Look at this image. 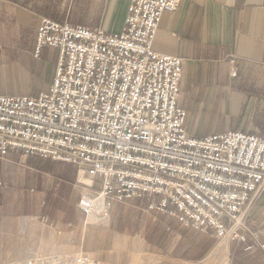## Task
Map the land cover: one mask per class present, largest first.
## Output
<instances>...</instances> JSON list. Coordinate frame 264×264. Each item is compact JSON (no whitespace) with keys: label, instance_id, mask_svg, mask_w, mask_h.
<instances>
[{"label":"built area","instance_id":"2783aa9c","mask_svg":"<svg viewBox=\"0 0 264 264\" xmlns=\"http://www.w3.org/2000/svg\"><path fill=\"white\" fill-rule=\"evenodd\" d=\"M179 6L131 0L117 32L42 16L34 55L58 49L55 77L38 95L0 94V158L15 151L77 167L92 180L80 181L89 192L78 201L88 223L140 202L185 228L264 250L263 231L246 221L264 188V134L189 133L179 104L184 59L153 46L163 15ZM0 264L103 262L80 248Z\"/></svg>","mask_w":264,"mask_h":264},{"label":"crops","instance_id":"0c3cea01","mask_svg":"<svg viewBox=\"0 0 264 264\" xmlns=\"http://www.w3.org/2000/svg\"><path fill=\"white\" fill-rule=\"evenodd\" d=\"M130 1L112 0L113 9L117 11L106 19L110 32L122 29ZM40 19V12L35 6H27V0H0V42L8 43L0 45V55L9 52L18 57L23 51L32 55ZM27 31H34V36L23 49L19 43L26 41ZM153 46L158 52L184 59L179 104L187 111L190 134L202 137L227 130L264 133V0H180L176 11L163 15ZM231 58L237 60L236 77L230 72ZM35 62L39 61L35 59ZM238 121L242 123L239 127L218 125ZM192 123L198 124L192 126ZM199 123H213V132H209L212 126L201 127ZM203 129L208 133L201 134ZM80 180L88 183L81 176ZM261 194L252 201L249 212L256 207ZM121 207V204L113 206L104 230L91 227L85 230L84 249L103 264H122L118 259H129L128 264H213V259H208L213 253H219L223 244L227 245L224 253L230 263L236 250L244 253L262 250L254 247L245 251L241 244L214 242L156 212H151L153 221L146 229L137 226L133 235H128L129 243L124 248L118 247L116 240L114 246L108 248V236L112 234L117 238L119 235L111 228ZM55 221L58 227L65 229L67 223L77 219L63 215ZM253 224L256 222L250 219L249 225L254 229ZM62 234L56 241H67L75 236L73 230ZM66 248L73 247L67 244Z\"/></svg>","mask_w":264,"mask_h":264},{"label":"rangeland","instance_id":"374dc122","mask_svg":"<svg viewBox=\"0 0 264 264\" xmlns=\"http://www.w3.org/2000/svg\"><path fill=\"white\" fill-rule=\"evenodd\" d=\"M27 6H35L41 17L105 27L108 31L110 29H107L106 19L117 11V8L115 11L113 9L112 0H27ZM33 36L34 31H27L26 41L19 43L20 48L24 49L26 45L28 47ZM4 44L8 43L0 42V45ZM2 48L6 49L4 46ZM32 55L26 51L21 52L18 57L9 52L0 55V94L38 95L41 91L48 90L56 72L58 49L46 47L39 57L34 55V51ZM35 59L39 62H35ZM240 123L221 122L218 125L239 127ZM197 124L192 123V126ZM199 125L212 126L209 132H213V123ZM206 132L203 129L201 134ZM81 175L83 174L73 165L38 156H25L20 152L14 151L7 157L0 158V262L22 259L33 253L77 251L84 248L85 230L88 227L104 230L103 226L108 222L100 225L88 223L80 212L78 198L82 193L89 192L88 187L80 183ZM257 199L259 202L256 207L248 211L247 223L250 219L254 220V229L264 233V188ZM150 214L152 213L140 202L122 205L114 218V227L111 228L116 229L119 235L117 238L109 235L107 247L112 248L116 240L117 246L124 248L129 243L128 235L137 226L146 229V225L153 221ZM63 215L68 218L72 216L77 221H71L65 225V229H61L55 218ZM72 230L75 232L74 237L67 241H56L63 236L62 233ZM203 236L214 242L219 241L205 234ZM98 238L97 234L96 241ZM96 241L93 240L92 243L99 246ZM67 244L73 248H66ZM226 246H220V252L213 253V257L208 260L213 259V264H264V250L253 253L236 250L232 261L228 263L224 253ZM128 260L118 259L122 264H128Z\"/></svg>","mask_w":264,"mask_h":264},{"label":"bare ground","instance_id":"6f19581e","mask_svg":"<svg viewBox=\"0 0 264 264\" xmlns=\"http://www.w3.org/2000/svg\"><path fill=\"white\" fill-rule=\"evenodd\" d=\"M81 178L84 179L85 181H91L92 183V180H90L89 177L85 178V176L81 175ZM89 178V179H88ZM91 183H87V184H91ZM101 216L97 215V216H91L90 217V220L94 221L96 219H99ZM101 219L105 220L106 222H108V218L107 217H102Z\"/></svg>","mask_w":264,"mask_h":264}]
</instances>
